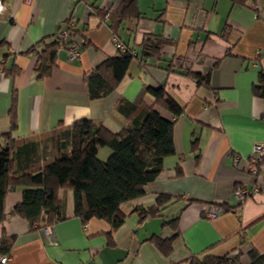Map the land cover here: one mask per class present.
<instances>
[{"label": "crops", "instance_id": "0c3cea01", "mask_svg": "<svg viewBox=\"0 0 264 264\" xmlns=\"http://www.w3.org/2000/svg\"><path fill=\"white\" fill-rule=\"evenodd\" d=\"M122 1L5 0L0 142L8 141L3 135L11 131L14 107L11 171L35 170L60 154L58 143L66 142L70 151L76 121L91 119L120 132L125 122L115 107L136 100L146 85L165 84L184 108L173 126L175 153L142 196L121 205L126 219L116 229L97 217L84 224L75 215L73 190L60 188L64 217L51 224L54 234L46 235L13 212L25 186L11 188L0 240L6 232L14 241L0 254L8 256L3 264H191L194 257L233 251L239 264H255L253 251L264 256V156L258 173L250 171L249 159L254 144L264 143V96L254 89L264 72V0H137L141 18L119 22L114 13ZM61 30L70 32L58 44L50 73L39 77L35 47L44 50ZM147 33L166 40L162 60L141 58ZM113 35L133 45L137 56L113 92L93 99L84 76L119 55ZM73 41L80 56L71 60ZM168 61L176 71H168ZM188 68L209 72V86L180 73ZM145 100L152 98L146 94ZM110 151L102 147L99 156ZM235 155L241 157L238 163ZM238 187L259 191L240 201ZM160 195L171 197L161 213L141 218L139 210L153 207ZM209 206L217 209L214 217L207 215ZM156 236L172 238L168 256L155 246Z\"/></svg>", "mask_w": 264, "mask_h": 264}, {"label": "trees", "instance_id": "16d2710c", "mask_svg": "<svg viewBox=\"0 0 264 264\" xmlns=\"http://www.w3.org/2000/svg\"><path fill=\"white\" fill-rule=\"evenodd\" d=\"M116 9L114 14L119 18V22L141 18L137 0H123ZM70 29L73 33L72 27ZM56 37L44 50L35 47L39 54L36 66L39 77L49 74L55 64L60 43L57 35ZM165 43L166 40L160 35L145 34L141 43V58L162 60L161 50ZM127 45L128 52L120 53L118 50V56L107 58L101 66L85 74L84 80L89 87L91 98L107 96L126 75L131 61L137 56L134 46L130 43ZM217 62L218 60H215L213 66ZM173 66V63L168 61V71H176ZM15 71L13 69L9 73L14 74ZM180 73L193 78L198 86H209V72L203 73L188 68ZM254 89L257 94L264 96V72L261 83L255 85ZM146 94L152 98L151 102L145 100ZM163 110L169 115L163 114ZM115 111L125 122L120 132H113L102 123L91 119H80L71 128L70 151L66 150V142L62 144L61 140L62 142L58 143V156L35 170L15 175L11 171L14 149L11 132L17 126L13 107L11 131L3 135L8 141L3 144L0 142V222L6 219L4 202L7 192L17 185H24L23 199L14 206L13 212L27 219L34 230L64 217L61 211L62 202L58 196L60 188L73 190L75 215L80 217L84 224L92 217L107 220L114 229L123 224L126 213L121 205L142 196L146 184L159 176L165 158L175 153L173 126L183 116L184 108L170 93L167 85L159 84L146 85L136 100H123L115 107ZM62 132L68 134L69 131ZM63 138L64 134H61L59 139ZM194 143L197 146V141ZM102 147H109L111 150L104 159L99 156ZM169 200V195H160L153 207L139 210L141 218L160 214ZM13 241L14 236L3 232L0 254L11 250ZM154 244L167 256L173 250L172 238L156 236ZM233 253L237 256V252L233 251L224 256L194 257L191 264H227ZM253 254L257 258L255 264L264 261L263 255L256 251H253Z\"/></svg>", "mask_w": 264, "mask_h": 264}, {"label": "built area", "instance_id": "2783aa9c", "mask_svg": "<svg viewBox=\"0 0 264 264\" xmlns=\"http://www.w3.org/2000/svg\"><path fill=\"white\" fill-rule=\"evenodd\" d=\"M72 1H78V0H72ZM5 0H0V15L5 12ZM68 30H61L57 33V36L59 38L60 43H62L65 39V36L69 33ZM113 40L115 41V45L117 49L120 51V53L128 52L127 44L121 41L116 35H113ZM69 49V59L73 60L80 56L79 51V43L77 41H73L68 46ZM136 53L135 51H133ZM253 155L249 159V169L253 173H258L261 169L262 163L260 158L264 156V143L262 142H256L253 146ZM240 156L235 155L234 159L235 162L238 163L240 161ZM259 191L258 187H254L252 190H247L244 187H238L235 190V195L240 201H244V199L247 198V196L252 195L254 193H257ZM207 215L209 217H214L217 215V209L214 206H209L207 209ZM42 232L46 235H53L54 234V227L49 224L42 228ZM236 253L231 254L230 263L231 264H239L238 263V257L234 255ZM8 260V256L3 255L0 257V264L6 263Z\"/></svg>", "mask_w": 264, "mask_h": 264}, {"label": "rangeland", "instance_id": "374dc122", "mask_svg": "<svg viewBox=\"0 0 264 264\" xmlns=\"http://www.w3.org/2000/svg\"><path fill=\"white\" fill-rule=\"evenodd\" d=\"M107 158V157H106Z\"/></svg>", "mask_w": 264, "mask_h": 264}]
</instances>
